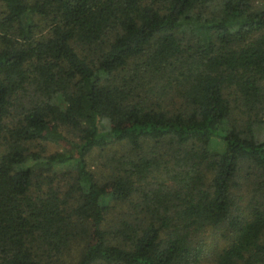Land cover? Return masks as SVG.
I'll list each match as a JSON object with an SVG mask.
<instances>
[{
	"label": "trees",
	"instance_id": "16d2710c",
	"mask_svg": "<svg viewBox=\"0 0 264 264\" xmlns=\"http://www.w3.org/2000/svg\"><path fill=\"white\" fill-rule=\"evenodd\" d=\"M0 264H264V0H0Z\"/></svg>",
	"mask_w": 264,
	"mask_h": 264
},
{
	"label": "rangeland",
	"instance_id": "374dc122",
	"mask_svg": "<svg viewBox=\"0 0 264 264\" xmlns=\"http://www.w3.org/2000/svg\"><path fill=\"white\" fill-rule=\"evenodd\" d=\"M50 147H51V145H49V150H50V149L52 150L53 148H52V147L50 148Z\"/></svg>",
	"mask_w": 264,
	"mask_h": 264
}]
</instances>
